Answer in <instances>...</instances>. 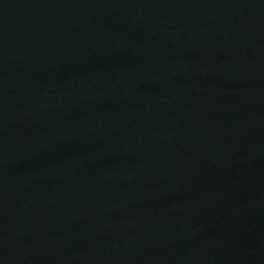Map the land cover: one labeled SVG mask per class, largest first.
<instances>
[{"label": "water", "instance_id": "1", "mask_svg": "<svg viewBox=\"0 0 264 264\" xmlns=\"http://www.w3.org/2000/svg\"><path fill=\"white\" fill-rule=\"evenodd\" d=\"M0 264H264V0H0Z\"/></svg>", "mask_w": 264, "mask_h": 264}]
</instances>
